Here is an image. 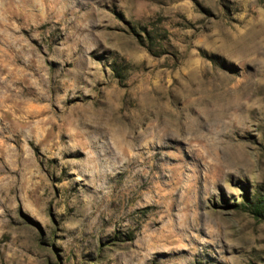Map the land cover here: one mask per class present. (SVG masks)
I'll list each match as a JSON object with an SVG mask.
<instances>
[{"label":"rangeland","instance_id":"obj_1","mask_svg":"<svg viewBox=\"0 0 264 264\" xmlns=\"http://www.w3.org/2000/svg\"><path fill=\"white\" fill-rule=\"evenodd\" d=\"M0 264H264V0H0Z\"/></svg>","mask_w":264,"mask_h":264},{"label":"bare ground","instance_id":"obj_2","mask_svg":"<svg viewBox=\"0 0 264 264\" xmlns=\"http://www.w3.org/2000/svg\"><path fill=\"white\" fill-rule=\"evenodd\" d=\"M226 105V104H225ZM218 108V107H217ZM222 111V110H221ZM217 113V112H216Z\"/></svg>","mask_w":264,"mask_h":264}]
</instances>
